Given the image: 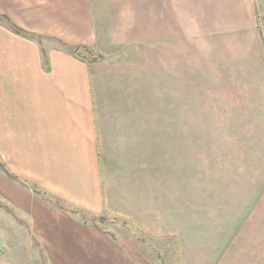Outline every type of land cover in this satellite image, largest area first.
<instances>
[{
    "label": "crops",
    "instance_id": "crops-1",
    "mask_svg": "<svg viewBox=\"0 0 264 264\" xmlns=\"http://www.w3.org/2000/svg\"><path fill=\"white\" fill-rule=\"evenodd\" d=\"M0 14L33 35L0 19L2 227L24 218L48 264L264 261V195L223 207L197 188L210 218L186 188V132L216 131L189 115L264 147L246 140L264 124L239 121L264 117V0H0ZM84 214L117 219V236ZM12 246L0 264H17Z\"/></svg>",
    "mask_w": 264,
    "mask_h": 264
},
{
    "label": "rangeland",
    "instance_id": "rangeland-1",
    "mask_svg": "<svg viewBox=\"0 0 264 264\" xmlns=\"http://www.w3.org/2000/svg\"><path fill=\"white\" fill-rule=\"evenodd\" d=\"M39 39H41V37H39ZM189 106V101H187V107ZM191 110H193L192 107ZM210 111L217 110L214 109ZM239 121L241 124V128H243L242 125L244 124L255 123L252 129H255L256 131V129H258L259 127H263L262 124H264V117H258L255 118V120L251 121L247 117H242L239 119ZM257 123L260 124L258 125ZM186 124L188 128L194 127L193 125L198 124L202 126L197 127H202V129H204V127H210V125L211 127H214V129H216V131L186 132V139L196 141L190 142L196 143V147L186 148V188L188 192L187 199L189 200L191 198L193 201L197 200L198 203L201 202V204L199 205L201 206L202 213L209 215V217L212 218V216L217 211L216 208L211 207V203L207 202L209 197L201 195V191L198 190L202 189L203 187L214 186V190L216 191L220 199L219 203H222L223 207L228 198L230 200H235L237 198V196L233 193L236 194L239 192V190H250L251 193L248 195H256L260 197L261 195H264V147H241L237 145L236 141H234L241 140L246 134H248V132L235 131L237 128V123L231 124L229 126L230 128L234 129L232 132H226L225 130L227 125H225V116L219 115H203L201 117L196 115H189ZM250 134L252 135L247 137L246 140H249V138L252 137V139L255 140L256 143H262L264 132L258 131L252 132ZM218 156L221 158L217 160ZM228 157H231L233 163H229ZM193 159L200 162L196 163L198 165V168L195 167ZM214 174L215 180L213 185L211 184L209 177ZM227 177H230L232 179V183L230 185H227L225 183V178ZM21 182L33 188V185L31 183L26 181ZM227 189H230L232 192L230 195H226L224 197ZM196 205L198 206V204ZM2 214L3 213L0 210V255L3 258L8 257L7 249L11 245H13L12 248L15 250V252H13V262L17 264H35L38 261L37 253L39 250L41 255L40 263L48 264L42 251L43 248L36 241L34 234L32 233V229L27 226V221L21 217H15L16 220H13L11 218L10 222L14 226L4 228L2 226L4 225L6 218ZM84 215L86 216L85 219L94 221L95 224H97L100 228H103L107 235L117 236V219H113L112 217L93 216L88 214ZM3 238H5L4 244ZM26 243H29V245H27ZM260 247L262 246L260 245ZM261 251L262 250H260V252ZM33 256H35V258ZM262 262L264 263V261L262 260L259 261L260 264Z\"/></svg>",
    "mask_w": 264,
    "mask_h": 264
},
{
    "label": "trees",
    "instance_id": "trees-1",
    "mask_svg": "<svg viewBox=\"0 0 264 264\" xmlns=\"http://www.w3.org/2000/svg\"><path fill=\"white\" fill-rule=\"evenodd\" d=\"M0 19H3L4 21H6L7 24H9L10 28L14 32H16L17 34H20V35H23L26 37L33 36L32 33H29L25 29H23V28L17 26L16 24L12 23L6 15L0 14ZM1 166L3 167V164H1Z\"/></svg>",
    "mask_w": 264,
    "mask_h": 264
}]
</instances>
